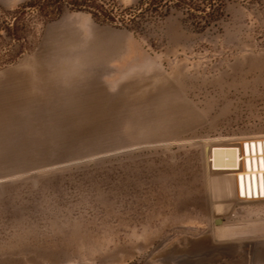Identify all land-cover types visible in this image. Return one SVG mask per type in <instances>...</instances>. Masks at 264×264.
<instances>
[{
	"label": "rangeland",
	"instance_id": "374dc122",
	"mask_svg": "<svg viewBox=\"0 0 264 264\" xmlns=\"http://www.w3.org/2000/svg\"><path fill=\"white\" fill-rule=\"evenodd\" d=\"M72 19L120 33L112 76L64 69ZM8 73L36 97L0 104V264H264V199L235 191L264 0H0Z\"/></svg>",
	"mask_w": 264,
	"mask_h": 264
},
{
	"label": "crops",
	"instance_id": "0c3cea01",
	"mask_svg": "<svg viewBox=\"0 0 264 264\" xmlns=\"http://www.w3.org/2000/svg\"><path fill=\"white\" fill-rule=\"evenodd\" d=\"M86 23H88V21ZM64 24V28L71 33L70 47L76 50L78 54L76 61L80 64L76 67L66 66L64 67L66 71H70L71 69L82 73L85 72L86 74H90V77L93 75L96 79H106L108 74H110L108 76H112L115 71H118L114 70V62H116L121 55L120 33L111 32L110 29L106 27H98L95 29L93 25L89 23L84 25L81 24L80 20L74 19ZM82 25H84L86 29L90 28V31L85 32V27ZM16 77L18 78L17 85L19 89L28 93V95L31 96L32 105L35 104L36 96L30 94V88L33 87V84L27 82L26 76L23 77L16 73L3 74V78H1V80H3V86H1L2 88L0 87V104H6L10 107L7 94L12 92V84ZM253 256L264 257V244H260L257 248H253Z\"/></svg>",
	"mask_w": 264,
	"mask_h": 264
},
{
	"label": "bare ground",
	"instance_id": "6f19581e",
	"mask_svg": "<svg viewBox=\"0 0 264 264\" xmlns=\"http://www.w3.org/2000/svg\"><path fill=\"white\" fill-rule=\"evenodd\" d=\"M18 90V85H13L12 92ZM12 92L7 94V99ZM240 145L241 165L235 173L237 197L248 201L264 199V136L243 140Z\"/></svg>",
	"mask_w": 264,
	"mask_h": 264
},
{
	"label": "water",
	"instance_id": "95a60500",
	"mask_svg": "<svg viewBox=\"0 0 264 264\" xmlns=\"http://www.w3.org/2000/svg\"><path fill=\"white\" fill-rule=\"evenodd\" d=\"M207 149H208V147L206 146V147H205V150H207ZM218 220H220V219H218ZM220 221H221V220H220Z\"/></svg>",
	"mask_w": 264,
	"mask_h": 264
}]
</instances>
